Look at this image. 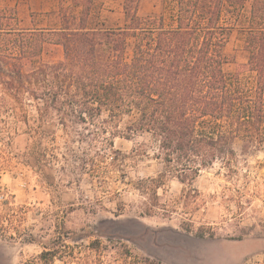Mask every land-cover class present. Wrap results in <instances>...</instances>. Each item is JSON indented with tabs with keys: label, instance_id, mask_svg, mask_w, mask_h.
<instances>
[{
	"label": "rangeland",
	"instance_id": "obj_1",
	"mask_svg": "<svg viewBox=\"0 0 264 264\" xmlns=\"http://www.w3.org/2000/svg\"><path fill=\"white\" fill-rule=\"evenodd\" d=\"M125 2L72 0L58 9V25L84 10L88 28L123 26ZM250 2L226 44L225 71L244 83L254 76L241 71ZM174 7L175 0H139L138 14L168 17ZM0 96V264H44L41 254L54 247L55 264H66L69 252L84 257L95 239L104 248L103 264H125V249L128 260L148 256L162 264H264V146L235 138L234 174L217 161L185 184L157 156L148 134L51 127V117L38 116L40 101L15 98L1 85ZM162 172L165 184L155 195L149 179ZM210 228L215 236L198 235ZM92 256L98 261V253Z\"/></svg>",
	"mask_w": 264,
	"mask_h": 264
},
{
	"label": "trees",
	"instance_id": "obj_2",
	"mask_svg": "<svg viewBox=\"0 0 264 264\" xmlns=\"http://www.w3.org/2000/svg\"><path fill=\"white\" fill-rule=\"evenodd\" d=\"M246 1L175 0L167 17L140 16L139 0H126L127 23L116 28H88L84 10L59 27L25 28L14 10L9 15L12 10L0 8V85L15 98L40 101L38 116L51 117V127L60 123L97 136L148 134L157 156L185 184L217 161L232 175L235 138L264 146V0H251L241 28L248 52L241 71L252 72V82L225 71L226 44ZM54 50L57 56L49 54ZM166 177L149 179L155 195ZM207 234L216 232H198ZM103 249L92 240L84 257L73 250L65 262L103 264ZM58 253L54 247L40 259L55 264ZM120 253L125 264H162L148 256L128 260V249Z\"/></svg>",
	"mask_w": 264,
	"mask_h": 264
},
{
	"label": "crops",
	"instance_id": "obj_3",
	"mask_svg": "<svg viewBox=\"0 0 264 264\" xmlns=\"http://www.w3.org/2000/svg\"><path fill=\"white\" fill-rule=\"evenodd\" d=\"M72 0H0V8L14 10L19 25L25 28L59 27L57 11L62 4ZM44 23H38L39 19ZM57 24V25H56Z\"/></svg>",
	"mask_w": 264,
	"mask_h": 264
}]
</instances>
